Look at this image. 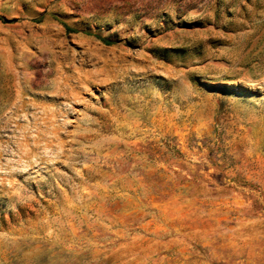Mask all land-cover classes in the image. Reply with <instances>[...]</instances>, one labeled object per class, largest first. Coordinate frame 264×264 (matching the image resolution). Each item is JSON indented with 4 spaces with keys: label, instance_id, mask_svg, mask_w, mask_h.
<instances>
[{
    "label": "rangeland",
    "instance_id": "rangeland-1",
    "mask_svg": "<svg viewBox=\"0 0 264 264\" xmlns=\"http://www.w3.org/2000/svg\"><path fill=\"white\" fill-rule=\"evenodd\" d=\"M0 17V264H264V0Z\"/></svg>",
    "mask_w": 264,
    "mask_h": 264
},
{
    "label": "trees",
    "instance_id": "trees-1",
    "mask_svg": "<svg viewBox=\"0 0 264 264\" xmlns=\"http://www.w3.org/2000/svg\"><path fill=\"white\" fill-rule=\"evenodd\" d=\"M0 20H1V21H4L1 17H0Z\"/></svg>",
    "mask_w": 264,
    "mask_h": 264
}]
</instances>
